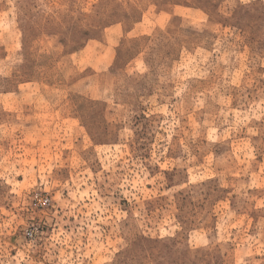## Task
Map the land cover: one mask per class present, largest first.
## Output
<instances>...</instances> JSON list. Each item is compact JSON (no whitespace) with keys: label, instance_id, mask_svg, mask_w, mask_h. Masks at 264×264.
<instances>
[{"label":"rangeland","instance_id":"1","mask_svg":"<svg viewBox=\"0 0 264 264\" xmlns=\"http://www.w3.org/2000/svg\"><path fill=\"white\" fill-rule=\"evenodd\" d=\"M114 24L28 128L5 92ZM0 264H264V0H0Z\"/></svg>","mask_w":264,"mask_h":264},{"label":"crops","instance_id":"2","mask_svg":"<svg viewBox=\"0 0 264 264\" xmlns=\"http://www.w3.org/2000/svg\"><path fill=\"white\" fill-rule=\"evenodd\" d=\"M117 27L115 24L108 26L99 40H90L94 43L86 42L75 51L62 53L54 66L58 69V80L55 84L37 82L34 85L23 86L34 83L26 81L15 89L5 92L6 97L12 99L13 107L20 108L21 116L28 118V128L38 129L54 123L65 124L69 119L67 84L72 77L70 74L80 67L92 70L106 67L110 52L114 49L115 40L119 35ZM92 50L96 51L94 56L98 57L95 62L92 60L89 62L85 58Z\"/></svg>","mask_w":264,"mask_h":264}]
</instances>
